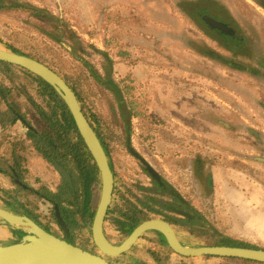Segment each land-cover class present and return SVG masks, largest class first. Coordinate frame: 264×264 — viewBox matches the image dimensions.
Here are the masks:
<instances>
[{
    "label": "rangeland",
    "instance_id": "rangeland-1",
    "mask_svg": "<svg viewBox=\"0 0 264 264\" xmlns=\"http://www.w3.org/2000/svg\"><path fill=\"white\" fill-rule=\"evenodd\" d=\"M20 1H23L41 10H47L54 17L61 19L62 23L65 24L63 30H65L66 32L69 30L73 31L81 40L82 45H80L81 49L79 56L84 59L85 64L77 58H74L62 45L58 44L50 37L52 36L53 28H56L55 22L48 23V20L37 18L30 12L31 10L27 9H19L17 11L9 12L3 16L0 15V49L35 59L54 70L66 82H73L77 87H79V89L81 88L82 91L85 93V96L87 97V103L92 111L90 121L100 123L102 122V126L106 131L105 133L107 135L105 136L108 142V144L106 145V149L112 153L119 175H123L125 180L127 181L133 180L134 176L144 175V182L149 183L146 180V177L148 176L145 173L143 166H141L140 162L136 158L131 156V154L128 152V148L126 147V145L120 144L121 142L118 137L119 133L117 130L115 131L116 122L120 120L119 116L121 117V113L119 112L120 110L122 111V103H124L127 108V101H130V99H119L116 96L114 97V95H117L118 92L113 87V85H115L114 83H100L98 77L99 72H103V69L100 66L102 61H104L103 54H99L96 51L92 50L91 43H89L83 37L85 33L82 32V30L77 26L76 23L72 21L71 18L69 19L68 17H66V10H70L77 7L79 13H88L92 17H96L97 20L98 15L100 16L101 11L104 7L101 8L98 6V4H88L87 0H64V3L62 0L60 1V4L56 2H51L50 0ZM213 1L215 3V7H213L214 14H218V12H221V9L220 11L217 10L218 7H221L223 8L225 16H227V18L229 19L231 18L233 20L234 25L238 26L245 33H248L250 29L251 31L256 30V37L260 39V43L256 46V49L262 53L264 60V8H262V6H260L259 4L260 1L262 2V0ZM140 11L146 12L144 7L140 8ZM148 11L149 12L146 19L142 18L141 12L139 13V15H136L135 13L131 18L128 17L127 19H133L138 21L139 31H141V29H146L144 28L146 26L148 27V29L152 30L151 34H153L154 37L152 43L162 44L163 42H168L171 45H180V43L184 41V39L179 36L181 34L187 36V44H189V39L192 38L193 40H196L200 43L205 42V44L211 45L214 49L217 48V45L215 44L217 42L215 41L214 43L209 40H212V38L210 37L215 35H212L203 26H198L193 20L188 18L185 14L181 13L176 8L175 0H154V2L149 3ZM119 15H121V13H119ZM108 16V18L103 17L102 19L104 20L106 18L107 20V24L105 26L107 32L104 34L105 36H100L102 39L104 38L107 41L106 44H108V48H105L104 50L106 56H109L114 64L117 63L118 65H121L122 63H134L133 67L128 66L129 69H133L136 65H138L136 67L138 68L139 65L142 64V62H147L148 54L145 53L131 54L129 57L121 56L119 57V59H117V54L120 55L124 52H127L126 50H123L125 46H122L121 49V47H116V45L109 44L108 42L112 40L117 41V39L113 38H115L116 36L118 37L123 35L124 30L121 26L122 19L118 18L119 20L116 21V18L113 16V14H110ZM92 17L90 18V20L93 19ZM257 17L259 18V20L256 21ZM67 22L71 25L73 29L69 26ZM218 22L222 23L219 20ZM233 23H231V26H234ZM125 24L127 25V23ZM114 25H118V29H116V31L114 29ZM113 31L115 32L112 33ZM45 32H50V36H47ZM55 34L56 33L54 32V35ZM86 34L90 35V32ZM106 37L110 38V40L108 41ZM139 39L146 40L145 37L141 35L139 36ZM118 42L120 44L122 43L123 45V40H120ZM175 51H177V49H175ZM175 51L171 49L172 57L176 54ZM164 57L165 56L161 57L159 59V62H156V64L159 65L157 66L160 72L159 80L157 78L156 80H148L147 83L143 82L144 85L141 86L139 89L138 87H136V96L138 98L139 104L141 105L142 114L141 116L136 117L135 120L137 121L136 124H138L136 126L138 134L137 139H142L144 136H148L151 139L149 141V149L147 148V144H145L143 140H141V145L144 147L145 151H143L140 146H138L137 148H139L142 154L146 157L148 154L151 156L152 153L157 155L160 159H157L155 161L157 164L156 166H159L158 169L161 170V165H163V167H166L165 177L171 181L172 186H176L179 189L184 190L183 193L186 195L185 197H191V199L194 200V203L192 202V204H194L195 206V202L197 200H195V198H197V196H195L192 193V190L189 189L188 181H191V178L188 174L187 177H185L182 170L184 169L183 167H187L189 169V167L192 166V168L195 169L197 177L201 178V184L203 187V194L201 196L202 213L207 222L212 226L213 230H204V233L201 237L198 235L195 237V235L193 234L192 236H188V234H182V239L189 247L193 248L217 245L224 246L242 244L259 246L258 243H254L252 239H249L253 238L255 240L259 238V235H264V163L262 162L263 160H261V158L264 157V146H261V144L264 145V141H262V135L258 136V133L261 134L260 130L264 129V125L261 124L262 120L258 115V110L255 109V111L252 110L251 112L245 110L246 116H243L244 121L247 122V127L250 128L252 132H243V135L237 134L239 131L234 132L235 135H232V133L228 135L227 132H219L218 134V139L222 140L224 144L226 143V140L228 138H233L236 141H241V139L250 141L251 143L249 144V146L251 144L252 145L248 147L249 149H246V151L249 153L255 152L256 155L254 156L256 157H249V162H246L248 163V165H237L238 170L242 171L241 173L244 175L241 176L237 173L239 176L238 183L241 185L243 184V186L240 187H243L244 190L243 188L242 190L241 188H239V190L234 192L232 190L233 188L228 185V181H225V177L227 176L226 171L224 169L218 171L217 169V176H222L224 179L223 183L221 184L222 186L220 187L219 194L218 196H216V194L214 193L213 179L210 180L209 178L210 176L212 178V169L216 165L214 164V161H209L210 157L205 156L204 153V158L206 159H202L201 150H198L193 147L190 149L189 153L186 154L187 156L190 155V158L192 159H195V156L197 155V161H193L192 163L187 165L180 163H173L171 165L168 161V154H172L173 158H178V156L180 155L178 153L179 151L177 149H174L173 147H164L163 149H159V147L157 146L158 143L163 144L165 140H159V136L148 135L149 131H151L150 134H152V131L156 129V131L159 132L160 135L163 133L164 137L162 139L175 138L174 141L176 142L179 138V135L174 130V121L168 119V114L171 111V106L166 103V99L163 98L164 95H162L164 92V86L162 81L163 77L166 76L165 74L167 71V68L165 66L168 65L165 63ZM155 60L158 59L156 58ZM245 62L248 61L245 60ZM250 64H252V62H250ZM255 64L260 66L263 75H259L258 73H256L255 69L246 70L248 72H251L250 75L249 73L243 72L241 70H235L225 67L227 69L232 70V72L228 70V73L225 72L227 70L220 68L219 78H223L226 82H228L227 80L229 79L234 81L238 80L242 84L243 82L245 84L251 82V86L255 85L260 80L264 84V67L258 64L257 61L255 62ZM116 67L118 68H114V70L116 69L113 74L115 80L114 82L121 86L137 84L134 83L137 81H132V76L130 75L128 68H125V66L123 65ZM138 70L140 69L138 68ZM142 70H144V68ZM237 71H239V73ZM206 72L209 73V70H206ZM241 72L250 75L251 78L240 74ZM231 73H234L232 76H234L235 79L229 77L227 79L224 78L226 76H224L223 74ZM15 74L16 77L13 78H9L4 74H0V80H3L6 86H8L9 88H13L11 97H13L14 107L12 110H16L21 114H26L27 118L29 119V122L34 127L41 129L43 123L39 119L36 113V109L32 106V104L29 103L26 97L27 93H24V96H22V86H26L30 89V94L33 96L35 102L39 104L42 103L41 97L37 93V90L32 87L31 82L25 78H22L21 72L16 71ZM220 84H224L222 82V79H220ZM157 90H162V92L158 94L156 93L158 92ZM128 94L129 93H127V97L129 96ZM118 97H121L119 92ZM254 103L255 107H257L256 101ZM127 110L129 109L127 108ZM13 115L14 114H12V117ZM123 116L125 118H129L130 113H125L123 114ZM16 124L20 125L18 123ZM159 124H161L162 126H157ZM253 131L257 133L254 134ZM193 132L194 131L192 129L190 132L187 131L186 133L194 135ZM11 133L14 139L11 141L8 139L9 143L12 142L10 143V147L21 148L20 145L22 143L19 142L20 140H22V136H24V127L21 125V129L17 128L15 130H12ZM203 133H207L208 136L211 135L209 131H204ZM8 135L9 134L7 132L5 136L8 137ZM116 136L118 137L119 141L115 140ZM112 137L114 138L112 139ZM206 138L210 139L209 137ZM258 138L260 139L261 144H258ZM14 141L16 144H13ZM204 147H209V145L207 146L205 144ZM132 149L136 150V147H132ZM4 150L5 149H3V146H1L0 144V152H2V154ZM204 150H207L208 155L210 154V149L204 148ZM224 151H226L225 148ZM213 155L216 156V153H213ZM218 163L219 165H221L220 161H218ZM188 169L187 171H189ZM26 173L28 176L25 178L26 182H28L29 186L36 189H39L44 184L55 191L57 185L60 184L61 181L60 177L57 176L53 168H51V166L49 167L48 164L46 165L45 162L40 161V159L38 158L31 159L29 166H27ZM176 178H179V185L177 184ZM99 184L100 185L95 187L92 192L93 196L91 206L93 207L94 213H96L101 198V183L99 182ZM2 186L5 188V185L0 182V195H2V197L5 199L8 195L4 194L1 191ZM211 189H213L212 193ZM16 191H19L18 188L16 189V187L13 186V189L10 191V193H12L11 195L14 198H17L18 201L22 202L21 192L15 193ZM215 196L217 197L215 200L217 201L218 199L219 203H221L218 208L216 206H212ZM231 199H234L235 202L230 201ZM228 200L229 202H227ZM5 207V204H2L0 196V209H4ZM49 210L50 207H45L43 209V214L48 215L50 212ZM216 218H218V220H216ZM233 224H235V226H232ZM4 227L6 228V230L11 232V235L13 237L2 239V241H0V245L18 242V240H22L23 235H27V233H25L24 231L13 228L9 225H5ZM52 227L54 230L53 232H56L62 237L60 229L54 224H52ZM106 228L108 229V237L110 241L113 244L119 246L120 243H122V241L124 240H122L121 238L119 239L117 231L114 230V224H112L111 222H107ZM87 233L88 235L85 236L84 234H81L80 232L76 231V244L79 246L84 244L82 246H86L85 248H87L88 250L94 252L97 251V253H99L93 245L91 233H89V231ZM89 236L91 237V242L86 245L85 241L86 238H89ZM255 236L257 237L255 238ZM261 246L264 247V243ZM110 262L112 264H260L255 262L231 260L216 257H203L200 259H182L176 256L170 250L166 241H163L162 235L159 234H148V236L146 235L131 251H129L127 254H125L119 259H110Z\"/></svg>",
    "mask_w": 264,
    "mask_h": 264
},
{
    "label": "crops",
    "instance_id": "crops-1",
    "mask_svg": "<svg viewBox=\"0 0 264 264\" xmlns=\"http://www.w3.org/2000/svg\"><path fill=\"white\" fill-rule=\"evenodd\" d=\"M50 1L60 4V1L62 0H57V1L50 0ZM87 1L88 4L91 5L98 4L99 7L101 8L104 7L101 11L100 16L98 15L97 20L96 17L94 16L92 17L88 13H84V12L79 13L77 7L70 10H66V17H68L69 19L71 18L72 21L76 23L77 26L82 30V32L85 33L83 37L89 43H91L92 45L91 49L99 54L100 53L103 54L104 61H102L100 65L101 68L103 69V72H99V77H98L100 83L101 84L102 82L106 84L108 82L114 83L116 87L115 85L113 86L115 87V90L120 93L122 99H128L127 97L128 91L126 92V89L128 88L131 97H133L138 101V98L136 96V91H137L136 87H138L139 89L141 86L144 85L143 82L147 83L148 80L149 81L156 80V78L159 80L160 72L157 67L159 65H157L156 62H159V59L165 56L164 60L165 63L168 65L165 66L167 68V71L165 74L166 76L163 77V81H162L164 86L163 88L164 92L162 95H164L163 98L166 99V103L171 106L170 108L171 111L168 114V119L174 121L173 123L175 126L174 130L179 135V138L176 142L174 141L175 138L162 139L164 137L163 133L160 135L159 132L156 131V129L152 131V134H150L151 131H149L148 135L159 136V140L162 141L165 140L163 144L158 143L157 146L159 147V149H163L164 147H173L174 149H177L179 151V152L177 151L180 154L178 158H173L172 154H168L169 157L168 161L171 165L173 163H180L186 165L192 163L190 155L187 156L186 153H189L190 149L193 147L198 150H201L202 159H206L204 158V153L205 156H208L210 157V159H213V160L209 159V161H214V164L216 166H214L212 169V178L211 176L209 178L210 180L213 179L214 193L216 194V196H218L219 194V190L220 187L222 186L221 184L223 183V179H224L222 176L220 177L217 176L218 174L216 173L217 169L218 171H220L221 169H224L226 171L227 176L225 177V181L226 180L228 181V185H230V187L233 188L232 190L234 192L239 190V188H241L242 190L243 187L240 186H243V184L241 185L238 183V178H239L238 174H240L241 176L244 175L241 173L242 171L238 170L237 165L240 164L248 165V163H246L248 161V158L256 157L254 156L256 155L255 152L249 153L246 151V149H249L248 147H250L252 144L249 146V144L251 143L250 141H247L245 139H241V141H236L233 138H228L226 140V143L224 144L222 140L218 139V134L219 132H227L228 135H230V133H232V135H235L234 132L239 131L237 134L243 135L244 134L243 132H247V131L252 132V130H250V128L247 127V122L244 121L243 118V116H246L245 110L251 112L252 110L255 111V109H257L258 115L262 120L261 124L264 125V84L262 83V81L260 80L255 85L251 86V82L247 84L243 82L242 84L238 80H235L236 81L235 82L234 80L229 79L231 82L229 80H227L228 82H226L223 78H219L220 68L227 70L225 72H228V70L232 72V70L223 67V65L219 64L214 60L208 59L206 57H202L200 55L195 54L193 51L189 50L186 35H184V41L181 42L180 45L179 44L171 45L168 42L165 43L163 42L162 44L152 43L154 38L153 34H151L152 30L148 29V27L146 26L144 27L146 29H141V31H139L138 21L127 18L128 17L131 18L135 13L136 15H139V13L141 12L142 18L146 19L149 12L148 11L149 3L154 2V0H87ZM142 7L145 8L146 12L140 11V8ZM119 13H121L122 16L119 15ZM110 14H113V16L116 18V21L119 20L118 18L122 19L121 26L123 27L124 30L122 36H118V37L116 36L117 38L116 37L113 38V39H117V41L112 40L108 42L109 44L116 45V47L117 46L121 47V49L122 46L126 47V48L124 47L123 50H126L127 52L126 53L124 52L120 55L117 54L118 57L117 59H119V57L121 56L129 57L131 54H137V53L148 54V57L146 55L147 62H142V64L139 65L138 68L140 70L136 68L138 65H136L133 69H129V67L134 66V63L132 62H129L128 64L126 63L121 64L125 66V68L129 69L130 75L132 76L131 77L132 81H137L134 82L137 83L135 85L121 86L118 85L116 82H114L115 80L113 74L115 70L118 68L116 66H121V65H118L117 63L114 64L113 61L110 59V57L106 56L104 50L105 48H108V44H106L107 41L104 38L102 39L100 37V36H105L104 34L107 32V29L105 28L107 24L106 18H108L109 17L108 15ZM91 17L94 20L93 19L90 20ZM103 17L106 18L102 20ZM125 23H127V25ZM69 26L71 27L70 24ZM114 26H115L114 29L116 31V29H118L117 27L118 25H114ZM115 31H113L112 33H114ZM89 32L90 35H87L86 33ZM140 35L144 36L146 40H140L139 39ZM179 36L182 37L181 34ZM107 40L109 41L110 38H107ZM120 40H123V45L122 43L120 44L118 42ZM209 40L212 41L211 39ZM215 44L217 45V43ZM157 45L159 46V48ZM206 45L213 48L209 44ZM216 47L217 48L215 49L217 50L218 46ZM171 49H173L174 51L175 49H177V51H175L176 54L173 57L171 54ZM261 54L262 53L260 51L259 53H255V56H257L256 58L259 59L258 57H260ZM154 58L155 59L157 58L158 60H155ZM256 61L257 60L253 62L255 63ZM246 63L250 64V62H246ZM114 68L116 69L114 70ZM143 68L144 70H142ZM204 69L209 70V73H207L206 70ZM237 72L239 73V71ZM233 74L234 73L223 74V75L226 76L224 78L227 79L228 77L234 78V76H232ZM240 74H243L251 78L250 75L246 73L241 72ZM220 79H222V82L224 84H220ZM162 90L161 91L157 90L158 92L156 93L159 94L162 92ZM118 92H117V96H118ZM235 100L237 101V103ZM255 101L257 107H255V103H254ZM238 105L242 107H239ZM128 111L130 112V110ZM12 114H13L12 111L9 110L5 104L0 106V115H5L7 118L11 119ZM141 115L142 114H141V105H140V109L137 111V114L133 113L131 115L132 136H130L128 140V144L130 145L131 142H133L132 144L135 147L142 146L141 140H143L145 144L149 146V141L151 140L148 136H144L142 139L139 140L137 139L138 134H137L136 126L138 124H136L137 121L135 120L136 117ZM157 126H162V125L159 124ZM17 128L21 129V125L12 124L9 126V128H6L9 134L7 137V141L8 139L10 141L14 139L12 137L11 131ZM192 129L194 131L193 132L194 135L186 133L187 131L190 132ZM5 130L2 126H0V137L4 135ZM204 131L207 132L209 131L211 135L208 136L207 133H203ZM260 132L261 134L258 133V136L262 135V141H264V129L260 130ZM253 133L255 134L257 132L253 131ZM206 137H209L210 139H207ZM257 142L258 144H261L260 139ZM205 144L207 146L209 145V147H204ZM261 146L263 147L264 145L261 144ZM204 148L210 149L209 155L207 154L208 153L207 150H204ZM224 148L226 149V151H224ZM213 153H216V156H214ZM156 157L158 158V156L155 155L154 153H152V155L150 156V158H153L154 161L157 160ZM197 160L198 159H196L195 161ZM261 160H263L262 162L264 163V157L261 158ZM218 161L221 162V165H219ZM212 190L213 189H211V193ZM216 196L214 198L212 206L214 207L216 206L218 208V206L221 205V203H219L218 199L217 201L215 200L217 198ZM230 201H234V199H231ZM227 202H229V200ZM216 220H218V218H216ZM232 226H235V224H233ZM8 237H13L11 235V232L6 230L5 227H0V241H2V239H7ZM256 237L257 236H255V238ZM249 239H252L254 243H258L260 247H262L261 245L264 243L263 234L259 235V238L255 240L253 238H249Z\"/></svg>",
    "mask_w": 264,
    "mask_h": 264
},
{
    "label": "trees",
    "instance_id": "trees-1",
    "mask_svg": "<svg viewBox=\"0 0 264 264\" xmlns=\"http://www.w3.org/2000/svg\"><path fill=\"white\" fill-rule=\"evenodd\" d=\"M176 8L188 18L193 20L198 26H203L212 35L213 42H217L218 49L211 48L205 43H200L196 40L189 39L188 49L193 51L195 54L208 59L214 60L224 67L241 70L251 75V72L246 71L247 69L254 70L259 75L262 74V70L259 65L253 61L257 60L258 64L264 67L263 55L257 59L255 53H259L256 46L260 43V39L257 36L256 30L248 31V33L242 31L238 26H235L233 20L227 18L223 12V8L218 7V14H214L213 7L215 3L213 0H175ZM260 6L264 8L263 0L260 1ZM205 5V6H203ZM19 9L31 10L30 12L40 19L48 20V23L55 22L56 28H53L52 36L50 32H45L47 36H50L55 42L62 45L74 58L82 61L85 64L84 59L79 56L81 40L73 31L63 30L65 24L62 23L61 19L54 17L47 10H41L31 6L27 3L20 2L19 0H0V15H5L9 12L17 11ZM206 17L215 20L216 22L221 21L229 30L230 34L223 33L222 31L211 27L205 20ZM226 17V18H225ZM259 18H256V21ZM232 21V22H231ZM220 23V22H218ZM233 23L234 26H231ZM230 26V27H229ZM41 28V27H39ZM44 30V28H43ZM54 32L56 33L54 35ZM217 37V38H216ZM184 39V35H182ZM259 40V42H258ZM84 52V51H83ZM252 62L248 64L245 62ZM16 71L21 72L22 78L29 80L32 87L37 90V93L41 97L42 103L35 102L33 96L30 94V89L26 86H22V96L24 93L30 104L36 109V113L43 123L40 130H36L31 127L29 120L22 114V122L27 124L28 140L31 142V146L26 147L22 143V172L24 176L28 177L25 173L24 164L27 165L32 158V150L41 156L44 160L51 164L58 163L64 167L68 172L73 174L74 178V189H72L65 180L60 188L58 194H52L47 189H42V193H36L38 195L48 198L52 203H56L60 209V215L70 229L72 236L67 242L76 245L84 250L90 251L86 246L77 245L76 243V231L84 234L85 236L91 233L92 223L94 219V210L90 206L92 201L91 187L93 184L100 182V174L96 165H91L93 162L92 156L90 155L87 147L85 146L80 133L77 129L75 121L69 108L66 106L62 98L56 93V91L48 85L40 77L24 70L19 67L0 62V74L6 75L9 78L16 77ZM1 79V78H0ZM68 85L76 93L83 112L86 118L89 120L92 127L95 129L100 140L103 144H106L105 129L102 126V122L90 121L92 111L87 103V97L82 89L77 87L75 83L67 81ZM109 84V82L107 83ZM114 87V86H113ZM115 89V87H114ZM13 88L6 86L3 80H0V105L6 104L9 109H13V97H11ZM128 91V92H127ZM129 93L127 101V108L130 110V114H137L140 109V105L136 99L131 97L129 89H126ZM116 95V94H115ZM14 112L13 117L18 118L19 112ZM19 119V118H18ZM8 121L5 115H0V122ZM13 120L12 118L10 119ZM9 120V122H10ZM26 121V122H25ZM23 124V123H22ZM26 127V126H25ZM114 137H112L113 139ZM107 145V144H106ZM75 162V163H74ZM70 168V170H69ZM75 170H73V169ZM25 191V188H21ZM26 194H30L29 190H26ZM16 201V200H15ZM18 202H16L17 204ZM115 207L112 210V216L115 215ZM29 217V213L27 214ZM128 220V215L125 216ZM129 222V220H128ZM128 222L124 224L128 229H123V233L128 236L132 230L138 224L129 225ZM204 228L206 224L204 222ZM86 245L91 242V237L86 238Z\"/></svg>",
    "mask_w": 264,
    "mask_h": 264
},
{
    "label": "flooded vegetation",
    "instance_id": "flooded-vegetation-1",
    "mask_svg": "<svg viewBox=\"0 0 264 264\" xmlns=\"http://www.w3.org/2000/svg\"><path fill=\"white\" fill-rule=\"evenodd\" d=\"M117 97L119 99H122L121 97H118L117 95H114V97ZM3 105V104H1ZM0 105V106H1ZM6 105V104H5ZM7 106V105H6ZM9 109V107L7 106ZM122 111L120 110L119 113H121V117L119 116L120 120L122 121H117L116 122V129L119 135V140L120 144L126 145L128 148V152L136 158L141 166H143V169L145 170V173L147 174L148 177H146V180L149 183H145L143 176L144 175H138L134 176L133 180L127 181L125 180L123 175H119L114 157L110 151L106 149V144L108 142L106 141V144H103L101 141L106 154L109 159L110 167L112 169V172L114 174V180H115V192H114V198H113V203L109 209L108 217L106 220L105 224V234L107 239L110 241L108 237V229L106 228L107 222H111L115 226V231L118 233L119 239L121 238L122 245L128 237L132 234V232L137 229L140 225H142L146 221L154 220V219H161L168 221L171 223L175 230L177 231L178 237L181 240V242L185 245L188 246L185 241L182 239V234H188V236L195 235V237L202 236L204 233V230H210L212 231L213 228L212 226L207 222V220L204 218V215L202 213V184H201V178L197 177L195 173V169L192 168V166L188 169L187 167H183V174L185 177H187V174L190 176L191 181H188V186L189 189L192 190V193L197 196L195 198L196 200V206L192 204L194 200L190 198H186L185 194L183 193L184 190L179 189L176 186H172V183L170 180H168L165 177L166 167H163L161 165V170L158 169L159 166H156V162L154 161L153 158H150V155L148 154L147 157L144 156L139 148L136 147V150H133L132 147H135L131 142V144H128L129 137L132 136L131 128H132V117L130 114L129 118H125L123 114L129 113L127 110L126 106L124 103H122ZM12 111V109H10ZM16 111V110H15ZM14 114V112H12ZM24 115V114H23ZM123 116V117H122ZM6 117V116H5ZM18 118L11 117L13 120L11 121L9 118H7L8 121L0 122V126L4 128H9L10 125L16 123L22 125L24 127V136H22V140H20L19 143H23L26 147L31 146V142L28 140V128H27V122L24 123L22 122V114L19 113ZM25 117L27 115L25 114ZM124 118V119H122ZM10 120V122H9ZM27 120H29L27 118ZM10 123V124H8ZM23 123V124H22ZM30 123V122H29ZM8 124V125H6ZM31 124V123H30ZM26 126V127H25ZM31 127L40 130L36 127H34L31 124ZM119 129V130H118ZM7 133V129L4 132V135L0 137V144L3 146V149H5L0 153V182L5 185V188L2 186L1 191L8 195L5 199L1 196L2 204H5V208L1 210H6L10 213L14 214H22L34 221L36 224H38L41 228L49 232L50 234L54 235L55 237H58L60 239H64L65 241L69 240L72 236V233L70 231V237L68 239L65 238L64 232L62 231L57 217H56V208L59 206L56 203H52L48 198H44V196L38 195L36 193H42V189H47L50 191L52 194H58L60 192V188L63 185V180H65L62 175L59 173L56 165H59L58 163L51 164L44 160L41 156H39L33 148L32 150V158H38L40 161L45 162L46 165L48 164L49 167L53 168V170L56 172L57 176L60 177L61 181L60 184L57 185L56 190H52L49 186H46L43 184L39 189L32 188L29 186L28 182H26V177L24 176V172H22V144L20 145L21 148H16V147H10V143L7 141V137L5 136ZM116 133V132H115ZM118 137L116 136L115 140H118ZM259 139V138H258ZM118 140V141H119ZM259 141V140H258ZM6 143V144H5ZM15 142H13L14 144ZM16 144V143H15ZM9 146V147H8ZM147 148L149 149L148 145H146ZM143 151H145L143 146H140ZM2 150V148H1ZM11 155V156H10ZM144 157V158H142ZM31 158V159H32ZM31 159L29 161H31ZM93 159V158H92ZM156 159L160 160L159 157ZM197 158V155L195 156V159L191 158V161H195ZM75 163V162H74ZM30 162L25 165V173L27 171V166H29ZM91 165H96L94 160ZM60 166V165H59ZM62 167V166H61ZM64 168V167H62ZM182 168V167H181ZM65 169V168H64ZM73 169V168H72ZM98 169V168H97ZM187 169L189 171H187ZM66 170V169H65ZM70 170V168H69ZM75 170V169H73ZM163 171V172H162ZM66 172L70 175L73 181L74 185V176L72 173ZM153 173L159 178L157 180ZM27 174V173H26ZM100 174V173H99ZM177 184L179 185V178H176ZM196 179V180H195ZM66 181V180H65ZM101 183V180H100ZM18 188L19 191H16L15 193H20L22 194V202L18 201L17 198H14L10 193V191L13 189V186ZM68 184V183H67ZM99 183L93 184L91 187V192H93L94 188L99 186ZM25 188V191L21 190V188ZM75 188V187H74ZM26 190H29L30 194H26ZM36 192V193H35ZM16 195V194H15ZM93 195V193H92ZM16 200V201H15ZM191 201V202H190ZM16 202H18L16 204ZM194 203V202H193ZM198 203V206H197ZM91 206V203H90ZM45 207H50V212L48 215H44L43 209ZM92 207V206H91ZM113 207H115V215L112 216V210ZM93 208V207H92ZM31 217H29L27 214ZM59 214H60V209H59ZM128 215V220L125 218V216ZM95 216V214H94ZM61 217V215H60ZM62 218V217H61ZM63 219V218H62ZM64 221V220H63ZM65 222V221H64ZM125 222H128L129 225L132 224H138L132 232L126 236V234L123 233V229H128L126 225L124 224ZM204 222L206 224V227L204 228ZM52 224L56 225L62 234V237L58 235L56 232H53V227ZM66 224V223H65ZM5 224L0 220V227H4ZM67 225V224H66ZM68 227V226H67ZM15 233V232H14ZM162 235L163 241L165 240L166 243L168 244L167 237L165 234L157 231H149L147 232L141 239L138 240L136 245L141 241L146 235ZM165 237H164V236ZM26 236L23 235L22 238ZM9 238V237H8ZM7 241V240H3ZM19 242V240H18ZM111 242V241H110ZM112 243V242H111ZM12 244V243H10ZM113 244V243H112ZM5 245H8L5 244ZM115 245V244H113ZM119 245V246H120ZM135 245V246H136ZM117 246V245H115ZM134 246V247H135ZM169 246V244H168ZM219 246V245H217ZM224 246H231V247H241V248H252V249H264L260 246H254V245H249V244H242V245H224ZM133 247V248H134ZM189 247V246H188ZM170 248V246H169ZM193 248V247H190ZM200 248V247H199ZM171 250V248H170ZM172 251V250H171ZM93 253L99 254L94 251H91ZM173 252V251H172ZM174 253V252H173ZM175 254V253H174ZM178 256L177 254H175ZM179 258H182L178 256ZM121 258V257H120ZM119 259V258H117ZM183 259V258H182ZM200 259V258H199Z\"/></svg>",
    "mask_w": 264,
    "mask_h": 264
},
{
    "label": "water",
    "instance_id": "water-1",
    "mask_svg": "<svg viewBox=\"0 0 264 264\" xmlns=\"http://www.w3.org/2000/svg\"><path fill=\"white\" fill-rule=\"evenodd\" d=\"M205 20L211 27L226 34L231 33L225 25L209 17H206ZM0 62L19 67L40 77L62 98L69 108L80 136L98 168L101 180V198L91 229L92 242L99 254L84 250L64 239L55 237L25 215L0 209V220L2 222L27 233L19 242L0 245V264H112L110 259H117L127 254L133 249L138 240L149 231L165 234L171 250L182 258L216 257L264 264V249L231 246L190 248L185 246L179 239L174 226L161 219L144 222L132 232L122 245H113L106 237L105 224L114 198V174L100 138L86 118L76 93L58 73L35 59L0 49ZM56 167L68 185L74 189L72 178L66 170L59 165H56ZM153 175L159 180L154 173ZM56 217L65 238L68 239L70 231L60 217L58 207L56 208Z\"/></svg>",
    "mask_w": 264,
    "mask_h": 264
}]
</instances>
